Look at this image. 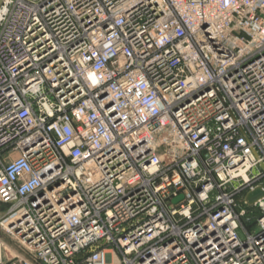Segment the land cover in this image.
<instances>
[{
	"label": "built area",
	"instance_id": "built-area-1",
	"mask_svg": "<svg viewBox=\"0 0 264 264\" xmlns=\"http://www.w3.org/2000/svg\"><path fill=\"white\" fill-rule=\"evenodd\" d=\"M258 187L264 0H3L0 264H264Z\"/></svg>",
	"mask_w": 264,
	"mask_h": 264
},
{
	"label": "rangeland",
	"instance_id": "rangeland-1",
	"mask_svg": "<svg viewBox=\"0 0 264 264\" xmlns=\"http://www.w3.org/2000/svg\"><path fill=\"white\" fill-rule=\"evenodd\" d=\"M240 208H243L247 211V214L249 212V207L245 206V205H241ZM4 210H5V206L0 205V218L2 217V215L4 214ZM254 220L255 218L258 216L257 213H254ZM0 239L5 242L6 246H9L10 248H12L14 251L21 253L22 252V248L19 245V243L17 241H15L14 239L8 237L6 234H4L3 232H0ZM8 248V247H6Z\"/></svg>",
	"mask_w": 264,
	"mask_h": 264
},
{
	"label": "water",
	"instance_id": "water-1",
	"mask_svg": "<svg viewBox=\"0 0 264 264\" xmlns=\"http://www.w3.org/2000/svg\"><path fill=\"white\" fill-rule=\"evenodd\" d=\"M2 3H3V0H0V7ZM262 197H264V191L260 187H258L254 191L248 192L246 194L245 201L248 206H252L258 199Z\"/></svg>",
	"mask_w": 264,
	"mask_h": 264
},
{
	"label": "trees",
	"instance_id": "trees-1",
	"mask_svg": "<svg viewBox=\"0 0 264 264\" xmlns=\"http://www.w3.org/2000/svg\"><path fill=\"white\" fill-rule=\"evenodd\" d=\"M255 212L252 210V208H249V212L247 214V216L245 217L244 221L247 223L248 226H251L252 224H254V214ZM248 219V221H246Z\"/></svg>",
	"mask_w": 264,
	"mask_h": 264
},
{
	"label": "crops",
	"instance_id": "crops-1",
	"mask_svg": "<svg viewBox=\"0 0 264 264\" xmlns=\"http://www.w3.org/2000/svg\"><path fill=\"white\" fill-rule=\"evenodd\" d=\"M8 247L7 248V252L5 254V257L8 258L9 255H12V256H16L18 254V252L14 251L12 248H10L9 246H6Z\"/></svg>",
	"mask_w": 264,
	"mask_h": 264
}]
</instances>
